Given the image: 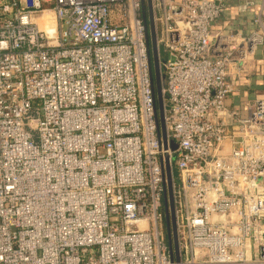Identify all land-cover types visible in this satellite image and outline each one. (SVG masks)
I'll return each instance as SVG.
<instances>
[{
  "label": "built area",
  "instance_id": "2783aa9c",
  "mask_svg": "<svg viewBox=\"0 0 264 264\" xmlns=\"http://www.w3.org/2000/svg\"><path fill=\"white\" fill-rule=\"evenodd\" d=\"M228 1L149 0L163 143L142 0H0V264H264V99L226 106L263 36L213 32Z\"/></svg>",
  "mask_w": 264,
  "mask_h": 264
},
{
  "label": "crops",
  "instance_id": "0c3cea01",
  "mask_svg": "<svg viewBox=\"0 0 264 264\" xmlns=\"http://www.w3.org/2000/svg\"><path fill=\"white\" fill-rule=\"evenodd\" d=\"M241 1H228L223 16L212 25V31L222 33L237 31L242 35L258 31L263 36L262 44L253 54L248 55L237 69L230 67L227 79L233 91L226 100V106L244 116L247 113L248 104L257 99H264V18L261 26L253 21L259 11L258 0L245 13L237 11L236 5Z\"/></svg>",
  "mask_w": 264,
  "mask_h": 264
},
{
  "label": "water",
  "instance_id": "95a60500",
  "mask_svg": "<svg viewBox=\"0 0 264 264\" xmlns=\"http://www.w3.org/2000/svg\"><path fill=\"white\" fill-rule=\"evenodd\" d=\"M146 2V6L145 3ZM142 9L144 11V22H145V42L148 49V54L151 55V62L149 58L150 66V79L154 87V100H155V113L158 118L157 129L159 135L162 138L163 143L166 141L165 128L163 123L164 106L161 95V75L158 66L157 59V47H156V37H155V27L153 22L152 10L150 7L149 0H142ZM153 62V65H152ZM163 177L166 181V188L163 194V210H164V220H165V231L168 243V253L171 260L179 261L180 254L176 235L175 226V215H174V202L172 195V185H171V171L166 160L165 169L163 172Z\"/></svg>",
  "mask_w": 264,
  "mask_h": 264
},
{
  "label": "bare ground",
  "instance_id": "6f19581e",
  "mask_svg": "<svg viewBox=\"0 0 264 264\" xmlns=\"http://www.w3.org/2000/svg\"><path fill=\"white\" fill-rule=\"evenodd\" d=\"M47 17H49V14L48 15H46L44 18H42V19H39V24L41 25V27H44V26H46L47 24V22H48V19H47Z\"/></svg>",
  "mask_w": 264,
  "mask_h": 264
},
{
  "label": "rangeland",
  "instance_id": "374dc122",
  "mask_svg": "<svg viewBox=\"0 0 264 264\" xmlns=\"http://www.w3.org/2000/svg\"><path fill=\"white\" fill-rule=\"evenodd\" d=\"M38 23H39V21H38ZM151 56H152V54H151ZM152 65H153V62H152Z\"/></svg>",
  "mask_w": 264,
  "mask_h": 264
},
{
  "label": "trees",
  "instance_id": "16d2710c",
  "mask_svg": "<svg viewBox=\"0 0 264 264\" xmlns=\"http://www.w3.org/2000/svg\"><path fill=\"white\" fill-rule=\"evenodd\" d=\"M164 234L166 235V231H164Z\"/></svg>",
  "mask_w": 264,
  "mask_h": 264
}]
</instances>
